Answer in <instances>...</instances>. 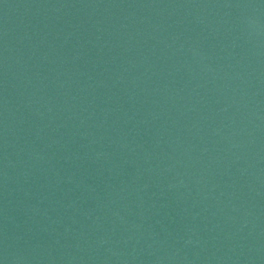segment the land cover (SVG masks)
<instances>
[{"label":"water","instance_id":"water-1","mask_svg":"<svg viewBox=\"0 0 264 264\" xmlns=\"http://www.w3.org/2000/svg\"><path fill=\"white\" fill-rule=\"evenodd\" d=\"M0 264H264V0H0Z\"/></svg>","mask_w":264,"mask_h":264}]
</instances>
